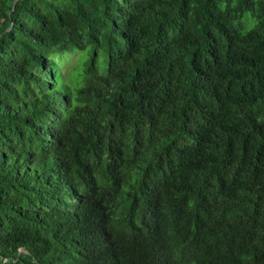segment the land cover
<instances>
[{
	"label": "trees",
	"instance_id": "trees-1",
	"mask_svg": "<svg viewBox=\"0 0 264 264\" xmlns=\"http://www.w3.org/2000/svg\"><path fill=\"white\" fill-rule=\"evenodd\" d=\"M166 240L264 264V0H0V264Z\"/></svg>",
	"mask_w": 264,
	"mask_h": 264
},
{
	"label": "clouds",
	"instance_id": "clouds-1",
	"mask_svg": "<svg viewBox=\"0 0 264 264\" xmlns=\"http://www.w3.org/2000/svg\"><path fill=\"white\" fill-rule=\"evenodd\" d=\"M77 226L78 225H75V227ZM155 246L158 248V250L152 251V253L146 257V260H144L142 264H183V261L186 264L188 263V259H184L185 257L181 258L182 261H174L170 258H167L168 255H163V253H161V251H175L173 248L176 247L169 240L161 241ZM190 263L194 264V262Z\"/></svg>",
	"mask_w": 264,
	"mask_h": 264
},
{
	"label": "rangeland",
	"instance_id": "rangeland-1",
	"mask_svg": "<svg viewBox=\"0 0 264 264\" xmlns=\"http://www.w3.org/2000/svg\"><path fill=\"white\" fill-rule=\"evenodd\" d=\"M79 54L76 55H69L64 58L62 64L64 66V72H69L71 67L78 62Z\"/></svg>",
	"mask_w": 264,
	"mask_h": 264
}]
</instances>
